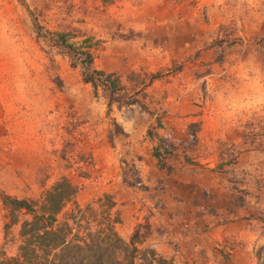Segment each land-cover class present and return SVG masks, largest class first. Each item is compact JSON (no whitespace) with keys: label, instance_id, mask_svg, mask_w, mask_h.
Instances as JSON below:
<instances>
[{"label":"rangeland","instance_id":"obj_1","mask_svg":"<svg viewBox=\"0 0 264 264\" xmlns=\"http://www.w3.org/2000/svg\"><path fill=\"white\" fill-rule=\"evenodd\" d=\"M24 1L44 28L88 37L92 65L143 93L107 110L78 67L35 35L24 4L0 0V190L36 197L64 173L79 204L108 190L117 232L127 239L137 227L138 242L172 264H258L264 0ZM158 119L156 131L177 148L163 165L147 132ZM111 120L122 132H110ZM42 164L53 166L43 184ZM135 173L144 187L123 180ZM5 218L0 202V242Z\"/></svg>","mask_w":264,"mask_h":264},{"label":"trees","instance_id":"obj_2","mask_svg":"<svg viewBox=\"0 0 264 264\" xmlns=\"http://www.w3.org/2000/svg\"><path fill=\"white\" fill-rule=\"evenodd\" d=\"M19 1L26 8L35 35L66 56L70 65L78 67L81 80L89 83L92 93L96 95L100 91L107 110L112 104L140 103L137 93H143V87L127 89L117 73L92 65L93 55L86 44L88 37L74 42L69 38V30L44 28L25 1ZM111 1L102 0L105 3ZM213 39L203 45H209ZM158 75L157 70L150 72L144 84ZM111 123L114 125L110 129L112 134L122 132L115 120ZM159 123V119L151 122L147 132L156 141L152 154L163 165L166 154L177 148L156 131ZM191 125L188 124L187 133L194 140L195 130ZM63 157V151L59 150L56 166L65 165L61 162ZM52 168L51 164L37 168L42 184ZM123 180L129 185L144 187L137 173L124 175ZM77 190V185L64 173H59L36 197L15 196L0 190L1 206L8 217L2 222L0 264H172L171 256L138 242L140 232L137 227L127 239L117 232L120 215L118 208L111 210L115 201L108 190L100 189L83 204L75 198ZM258 264H264V256Z\"/></svg>","mask_w":264,"mask_h":264}]
</instances>
